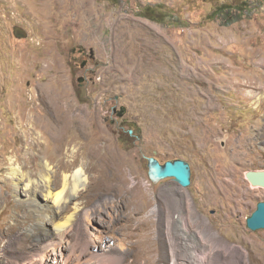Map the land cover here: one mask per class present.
<instances>
[{
	"label": "rangeland",
	"instance_id": "rangeland-1",
	"mask_svg": "<svg viewBox=\"0 0 264 264\" xmlns=\"http://www.w3.org/2000/svg\"><path fill=\"white\" fill-rule=\"evenodd\" d=\"M15 26L27 36L17 38ZM262 58L264 0H0V247L7 242L9 254L27 251L47 201L39 192L29 201L15 187L11 163L34 180L47 158L54 169L68 163L67 155L58 160L51 137L37 153L27 133L28 113L46 120L53 107L40 100L57 99L90 117L89 130L99 126L100 155L114 151L126 177L125 191L90 189L79 198L89 220L75 225L80 233L101 228V238L94 253L73 246L76 264H100L109 254L117 264H170L165 220L176 212L190 231L205 230L240 249L234 264H264V229L246 227L264 188L244 176L264 168V89L252 94L233 84L255 81ZM262 80L256 83L264 87ZM120 106L122 116L113 111ZM144 155L187 160L191 183L152 182ZM75 231L69 226L59 241L65 252ZM135 253L143 259L134 261Z\"/></svg>",
	"mask_w": 264,
	"mask_h": 264
},
{
	"label": "bare ground",
	"instance_id": "bare-ground-1",
	"mask_svg": "<svg viewBox=\"0 0 264 264\" xmlns=\"http://www.w3.org/2000/svg\"><path fill=\"white\" fill-rule=\"evenodd\" d=\"M259 65L263 71L261 73L258 69L260 73L258 72L259 74H257L255 81L251 79H236L233 81V84L249 88L252 94L259 89H264L262 85H257L258 83H256L258 80L264 79V58L259 61ZM40 102H43L47 107H53L51 109H53L54 113L49 115L50 117L45 116L46 120H41L38 118L40 116L33 112L28 113L26 125L29 126L27 133H29L30 141L35 143L34 145L37 146L38 153L44 149L43 145L47 143L48 137H51L55 144L54 151L58 155V160L60 161L65 155L69 157V160L67 159L68 163L64 167L54 169L51 165V160L47 158L43 163L42 169L37 172L39 176L37 180L32 179L30 174L25 173L24 170L13 162L11 163L9 174L11 179L14 180L15 187L22 186L29 201L33 202L38 192L47 201L46 206L44 205L38 209V213L43 218L40 216L42 219L38 218L36 221L35 225L37 226L32 232V241L28 245V250L20 255L9 254L6 251L8 244L5 242L4 246L0 247V264H21L23 261H32L33 264H62V262L76 264L75 261L77 260L71 254L73 253V246L78 243L84 245L90 253L96 252V247L99 245L96 239L100 237L99 233L101 228L84 226L83 233L79 232L80 226L75 225V222L78 218H84L86 216V210L82 205L83 202L79 198L87 194L90 189L98 190L102 188L122 191L126 188V177L121 173L122 171H119V161L117 160L116 153L111 151L108 156L102 157V154L100 155V149L103 147L100 148L99 146L101 137L94 136V132L97 133L96 130L99 129V126H95L96 129L89 130L87 124L90 117L85 114H73L71 108L74 105L71 101L61 103L62 101L59 102L57 99H49L45 101L40 100ZM61 107H64V109H61ZM19 121L23 125L25 124L23 118H20ZM262 127H264V123ZM260 129L257 131L258 134H260ZM84 135H88L92 139V142L89 143L86 141L83 137ZM67 137L71 138V141L66 140L63 144V141ZM25 153L29 156L36 154V152L31 154L27 150ZM59 161L57 162L59 163ZM78 162L80 166L76 165ZM86 182H88V186ZM248 183L251 187H258L252 185L249 181ZM85 188L86 190L83 191ZM70 202H73V211L67 214L70 209L68 205ZM98 209L95 208V211ZM144 209L145 206L142 207V210ZM87 219L89 220V218ZM47 221L51 224L50 227L46 226ZM16 225L17 223L11 225L9 229H14ZM69 226H74L76 231L74 240L72 241V249H68L65 252L64 250H66L67 245H59V241L66 238ZM165 229L169 245L168 250L170 251L168 252L170 253V264H234V261L237 260V256L239 255L237 252L240 249L238 250V248L230 244L216 241L212 233L205 230L190 231L183 213L176 212L174 215L168 216L165 220ZM172 230H175L177 238L172 237ZM55 249L58 252L54 253L52 259H49L51 253L49 254L48 251H55ZM176 250L183 252L180 258L175 257ZM209 252L212 253L211 257L213 259H208L210 257L208 256ZM229 254H233L234 256L229 259ZM114 255L109 254L107 256L108 258L101 260L100 264H117L120 259ZM53 259L58 261H54ZM142 259L141 256L135 253L134 261L138 262ZM147 261L149 262V260L145 259L144 264Z\"/></svg>",
	"mask_w": 264,
	"mask_h": 264
},
{
	"label": "water",
	"instance_id": "water-1",
	"mask_svg": "<svg viewBox=\"0 0 264 264\" xmlns=\"http://www.w3.org/2000/svg\"><path fill=\"white\" fill-rule=\"evenodd\" d=\"M13 34L17 38H24L27 36V31L20 26H15ZM115 110L118 116H122L126 109L125 106H120L118 110ZM129 132L131 133L132 129H129ZM145 158L147 159L148 176L152 182L170 177L183 187L191 183V169L187 160L175 158L162 163L154 155L145 156ZM244 176L252 185L264 188V168L246 170ZM246 227L252 231L264 229V200H259L255 209L247 216Z\"/></svg>",
	"mask_w": 264,
	"mask_h": 264
},
{
	"label": "flooded vegetation",
	"instance_id": "flooded-vegetation-1",
	"mask_svg": "<svg viewBox=\"0 0 264 264\" xmlns=\"http://www.w3.org/2000/svg\"><path fill=\"white\" fill-rule=\"evenodd\" d=\"M81 51H83V50H81ZM90 56H91V55H90ZM83 64L85 65V61L83 62ZM82 79H83L82 77H80V78H79L80 85H82ZM115 109H116V108L114 107V108H113V111H116ZM210 213L214 214V213H215V211H214V210H212Z\"/></svg>",
	"mask_w": 264,
	"mask_h": 264
},
{
	"label": "trees",
	"instance_id": "trees-1",
	"mask_svg": "<svg viewBox=\"0 0 264 264\" xmlns=\"http://www.w3.org/2000/svg\"><path fill=\"white\" fill-rule=\"evenodd\" d=\"M148 12H149V13H148ZM150 13H151V12L147 10V14H146L145 16H151ZM129 129H132V132H133V128H129ZM129 129H128V131H127V134L130 136L132 132L130 133V132H129Z\"/></svg>",
	"mask_w": 264,
	"mask_h": 264
},
{
	"label": "clouds",
	"instance_id": "clouds-1",
	"mask_svg": "<svg viewBox=\"0 0 264 264\" xmlns=\"http://www.w3.org/2000/svg\"><path fill=\"white\" fill-rule=\"evenodd\" d=\"M62 264H67V263H62Z\"/></svg>",
	"mask_w": 264,
	"mask_h": 264
}]
</instances>
